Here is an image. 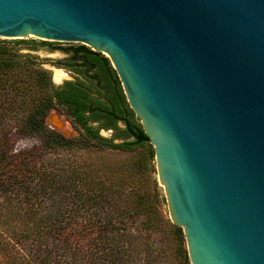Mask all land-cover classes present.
<instances>
[{"label": "water", "instance_id": "95a60500", "mask_svg": "<svg viewBox=\"0 0 264 264\" xmlns=\"http://www.w3.org/2000/svg\"><path fill=\"white\" fill-rule=\"evenodd\" d=\"M3 38L107 57L191 264H264V0H0Z\"/></svg>", "mask_w": 264, "mask_h": 264}, {"label": "trees", "instance_id": "16d2710c", "mask_svg": "<svg viewBox=\"0 0 264 264\" xmlns=\"http://www.w3.org/2000/svg\"><path fill=\"white\" fill-rule=\"evenodd\" d=\"M49 44L0 39V264H129L144 232L155 226L151 216L160 214L157 194L142 192L133 178L143 174L134 161L138 151L146 148L154 158L155 148L118 89L121 82L107 57L83 45L62 49L87 74L100 68L93 80L115 91L116 104L101 110L74 82L56 86L38 56L21 52ZM56 107L74 118L78 137L46 124ZM96 115L106 119L101 128L125 125L120 142L90 125ZM33 136L39 145L17 151L20 140ZM71 151L124 158L120 166L77 162L63 155ZM173 228L183 237V229Z\"/></svg>", "mask_w": 264, "mask_h": 264}, {"label": "rangeland", "instance_id": "374dc122", "mask_svg": "<svg viewBox=\"0 0 264 264\" xmlns=\"http://www.w3.org/2000/svg\"><path fill=\"white\" fill-rule=\"evenodd\" d=\"M1 40H31V39H6ZM37 41V40H34ZM41 43L42 41H37ZM48 43V42H47ZM86 46L83 43H66V44H53L49 46L41 47L36 46L35 48L24 47L21 52L32 53L39 57L40 63L44 65L51 73L52 80L56 86H65L68 82H74L78 85L83 92L92 99V103L95 108L106 110L105 105L115 102L114 98L115 91L110 87V84L106 82V90L102 86L93 80L94 76L99 75L100 68L87 71L84 67L80 66L82 63L74 61V55L67 53L62 50L63 48H77L79 46ZM92 49L89 46H86ZM33 50V51H31ZM93 50V49H92ZM94 51V50H93ZM49 54V55H47ZM49 67V68H48ZM54 69H60L64 72L66 77L59 84L54 80ZM120 90V86L118 87ZM129 106V104L126 102ZM131 108V107H130ZM101 116H92L90 119V125L94 128H101L106 121L105 118L99 119ZM53 121V123H52ZM54 122L60 124L56 127ZM46 124L51 128L68 138H74L79 136V126L75 123L74 118L70 116L66 108L56 107L51 110L47 119ZM119 129H100V134L106 138L116 139V142H120L124 137L123 130L125 125L122 122H118ZM41 139L38 136L27 137L19 141L17 145V151L23 149H29L34 145H39ZM63 155L75 159L77 162L91 161L97 164L108 163L119 165L123 161L124 156H120L112 152H65ZM52 157L53 155H49ZM135 163L143 170V174H136L134 178V185L141 188V191H149L151 195L157 194L159 199L156 201L159 215L158 218L151 216V220L155 223V226L145 231V240L140 239L138 246L135 248L133 253L132 262L129 264H191L185 235L183 237L178 236L175 233L173 226H175L169 216V210L167 205L166 196L164 190L158 185L157 180V168H156V156L153 158L150 152L146 148L140 149L134 159ZM142 179V181H141ZM148 182V188H145L144 183ZM140 220V219H139ZM141 221H138L140 223ZM182 229V228H181ZM184 233V232H183Z\"/></svg>", "mask_w": 264, "mask_h": 264}, {"label": "bare ground", "instance_id": "6f19581e", "mask_svg": "<svg viewBox=\"0 0 264 264\" xmlns=\"http://www.w3.org/2000/svg\"><path fill=\"white\" fill-rule=\"evenodd\" d=\"M54 80L57 83H61L63 81V79L66 77V75L64 74V72L60 69H54Z\"/></svg>", "mask_w": 264, "mask_h": 264}]
</instances>
